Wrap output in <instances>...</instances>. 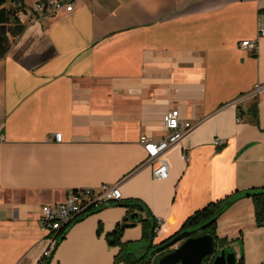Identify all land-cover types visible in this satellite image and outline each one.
<instances>
[{"label": "crops", "instance_id": "obj_1", "mask_svg": "<svg viewBox=\"0 0 264 264\" xmlns=\"http://www.w3.org/2000/svg\"><path fill=\"white\" fill-rule=\"evenodd\" d=\"M260 15L264 0H78L23 23L0 60V264L38 263L41 208L70 190L118 184L120 202L141 201L161 220L159 244L208 203L264 188V89L252 95L264 88V38L256 54L240 47L256 40ZM254 98L257 124L237 110ZM174 109L192 128L157 180L139 138L164 137ZM120 202L73 222L49 264H114L105 235L126 213ZM216 236L243 264H264L249 198L218 218ZM140 238L135 224L121 240Z\"/></svg>", "mask_w": 264, "mask_h": 264}, {"label": "trees", "instance_id": "obj_2", "mask_svg": "<svg viewBox=\"0 0 264 264\" xmlns=\"http://www.w3.org/2000/svg\"><path fill=\"white\" fill-rule=\"evenodd\" d=\"M9 4V6H7ZM23 7L22 0H0V60L5 56L11 46L9 37L16 38L20 36L24 30V26L16 19V11ZM257 99L254 98L245 110H241L239 107L238 118L245 116L251 122L257 124ZM240 197L249 198L253 205L254 210V226L264 227V188L249 190L239 196L237 193L225 196L222 199L208 203L200 210L195 211L190 215L183 223L181 228L173 234L171 237L154 244V238L156 235V218L152 216L148 208L138 200H128L120 202L116 205L125 208L126 213L124 217L115 225L113 230L105 235V240L109 246L118 247L119 251L114 256V264H155L165 254L171 250H166L158 254H152L151 252L161 246L176 235L183 231L189 232V237H198L202 235H210L215 241V248H221L225 245V240L218 239L216 236V222L218 218ZM92 209L86 211L84 214L77 217L70 224H68L57 237V245L63 239L64 234L68 227L73 223L89 214ZM130 214H136L133 221H130ZM135 224H139L141 227V238L137 242L124 243L122 242L123 231ZM97 234H101V229L98 227ZM49 259H45L42 264H49ZM212 257H206L203 259L202 264H211ZM236 264H243L242 256H240Z\"/></svg>", "mask_w": 264, "mask_h": 264}, {"label": "built area", "instance_id": "obj_3", "mask_svg": "<svg viewBox=\"0 0 264 264\" xmlns=\"http://www.w3.org/2000/svg\"><path fill=\"white\" fill-rule=\"evenodd\" d=\"M78 0H33L26 3L22 0L23 7L16 11V19L20 24L32 21H39L48 16L59 13L68 14L74 10ZM264 38V15H260L257 20V38L254 41L245 40L240 43V47L257 52L258 40ZM264 88L256 85L252 95L260 93ZM162 127L165 131L164 137L159 140H152L148 136L142 135L139 144L142 146L145 166L151 167L152 177L157 180L167 178V164L163 159L164 153L179 143L185 134L191 130L192 125L180 118L179 111L174 109L167 111L162 118ZM54 140L60 143L61 136L56 134ZM219 139H214V144L218 145ZM182 160L185 157L182 156ZM121 193L118 184H103L97 190L89 188H79L70 190L63 202L44 205L41 208L38 226L48 237L47 247L43 251L37 264H42L45 259L51 257L57 246L58 233L80 215L90 209L101 208L110 204L120 202ZM157 232L161 220L156 219Z\"/></svg>", "mask_w": 264, "mask_h": 264}, {"label": "water", "instance_id": "obj_4", "mask_svg": "<svg viewBox=\"0 0 264 264\" xmlns=\"http://www.w3.org/2000/svg\"><path fill=\"white\" fill-rule=\"evenodd\" d=\"M136 214H130L129 219L133 221ZM171 250L163 255L158 264H202L206 257H212L211 264H236L239 257L227 246L215 248V241L210 235L189 237L188 231H183L167 243L158 246L152 254H158Z\"/></svg>", "mask_w": 264, "mask_h": 264}, {"label": "rangeland", "instance_id": "obj_5", "mask_svg": "<svg viewBox=\"0 0 264 264\" xmlns=\"http://www.w3.org/2000/svg\"><path fill=\"white\" fill-rule=\"evenodd\" d=\"M7 6H9V4H7ZM155 264H157V259H156V261H155Z\"/></svg>", "mask_w": 264, "mask_h": 264}]
</instances>
